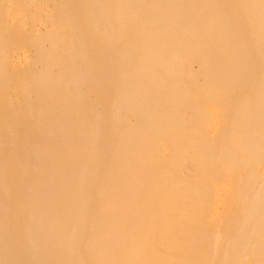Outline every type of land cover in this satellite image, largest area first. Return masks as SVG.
Wrapping results in <instances>:
<instances>
[{
	"label": "bare ground",
	"instance_id": "bare-ground-1",
	"mask_svg": "<svg viewBox=\"0 0 264 264\" xmlns=\"http://www.w3.org/2000/svg\"><path fill=\"white\" fill-rule=\"evenodd\" d=\"M0 264H264V0H0Z\"/></svg>",
	"mask_w": 264,
	"mask_h": 264
},
{
	"label": "rangeland",
	"instance_id": "rangeland-1",
	"mask_svg": "<svg viewBox=\"0 0 264 264\" xmlns=\"http://www.w3.org/2000/svg\"><path fill=\"white\" fill-rule=\"evenodd\" d=\"M50 8H51V7H50ZM23 18H24V16H23ZM23 20H25V18H24ZM33 20H34V19H32L31 22L28 24V28H29V29L32 28L31 26H34V25H35V22H34ZM36 27H37L40 31L44 32V31L47 30V28H48V24H47V22H46L45 20H43V21L40 22V23L37 22ZM28 54H30V53H28ZM195 68L197 69L198 66L196 65Z\"/></svg>",
	"mask_w": 264,
	"mask_h": 264
}]
</instances>
